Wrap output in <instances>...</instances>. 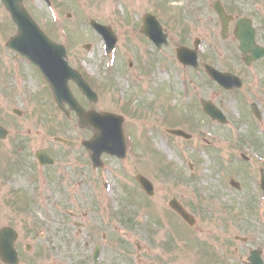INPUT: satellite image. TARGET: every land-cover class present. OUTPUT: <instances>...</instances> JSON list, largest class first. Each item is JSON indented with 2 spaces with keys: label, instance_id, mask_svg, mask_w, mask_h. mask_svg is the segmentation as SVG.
I'll use <instances>...</instances> for the list:
<instances>
[{
  "label": "rangeland",
  "instance_id": "1",
  "mask_svg": "<svg viewBox=\"0 0 264 264\" xmlns=\"http://www.w3.org/2000/svg\"><path fill=\"white\" fill-rule=\"evenodd\" d=\"M51 1V8L43 0L26 5L42 28L66 45L70 63L100 94L92 103L72 83L81 103L125 116L128 154L123 161L104 155L103 169L93 168L82 141L94 130L81 128L73 111L67 117L41 77L29 72L25 83L18 77L2 81L0 120L10 133L0 140V225L2 199L12 193L21 202L23 232L49 248L24 252L21 264H93L97 242L99 264H249L250 250L258 247L264 258V59L250 67L244 63L234 25L222 38L215 0ZM222 1L236 17L264 15V0ZM149 12L168 28L169 44L159 50L141 32ZM92 19L117 33L114 52L106 53ZM9 20L0 4L1 59L14 54L3 47L16 32ZM255 25L264 45V26ZM196 38L202 41L201 63L242 77V89L226 91L203 66L195 70L178 61L176 48L193 46ZM202 99L220 106L228 123L204 114ZM253 102L262 109L261 121L250 110ZM168 128L183 129L193 138L176 137ZM39 149H46L55 165L40 166ZM138 173L154 183V197L143 191ZM174 198L200 220L203 233L171 209Z\"/></svg>",
  "mask_w": 264,
  "mask_h": 264
},
{
  "label": "water",
  "instance_id": "2",
  "mask_svg": "<svg viewBox=\"0 0 264 264\" xmlns=\"http://www.w3.org/2000/svg\"><path fill=\"white\" fill-rule=\"evenodd\" d=\"M6 8L13 16L15 23L18 26V33L11 38L8 45L18 50L20 53L26 55L31 61L36 63L44 77L47 79L53 90L54 96L58 104L64 109V103L67 102L72 109L76 110L81 118L82 125H91L96 131L97 135L85 145L93 152L92 158L96 166L101 165L100 156L103 152H108L112 155L124 157L126 153V146L124 141V133L120 116L112 114H99L95 111L86 112L79 104L77 99L72 94L69 81L75 80L81 90L91 99H96V94L91 89L90 85L84 80L82 75L72 69L66 60V49L63 45L57 44L50 40V38L41 30L38 24L32 19L29 13L22 5L23 0H2ZM216 10L220 14L224 27L227 29L228 20L224 10L216 4ZM96 29L105 36L108 50H111L116 43V36L108 27L101 26L93 22ZM143 33L152 38L158 47H161L163 42H166L165 35L162 34V27L152 15H146L144 18ZM237 36L241 40V49L244 53L251 51L255 59L264 57V49L260 48L254 38V30L251 27L238 25L236 31ZM197 50H191L186 47L178 48V57L186 64L197 65ZM247 63L251 62V58L245 57ZM209 74L220 82L226 88L241 87L242 81L240 78L229 74L220 73L214 67L207 65ZM205 110L215 119L226 122L223 113L211 102L203 100ZM254 110L257 116L259 115L256 106ZM175 134L186 135L181 130H172ZM7 131L0 125V137H5ZM189 137V136H188ZM45 154L43 153L42 156ZM138 181L147 190L153 194V184L143 175L137 176ZM261 186L264 189V176L262 178ZM171 206L190 224H194V219L176 200L171 202ZM6 244L7 250L2 253L4 260L10 262H17L16 254L12 251L13 236L8 231H2L0 234V244ZM5 248V249H6ZM259 252H252L253 264H262Z\"/></svg>",
  "mask_w": 264,
  "mask_h": 264
},
{
  "label": "flooded vegetation",
  "instance_id": "3",
  "mask_svg": "<svg viewBox=\"0 0 264 264\" xmlns=\"http://www.w3.org/2000/svg\"><path fill=\"white\" fill-rule=\"evenodd\" d=\"M28 1L29 0H24L25 3H27ZM0 2H1V0H0ZM27 6L29 7V5H27ZM28 9L30 10L31 8H28ZM253 13H254V15H252L250 17V19L253 20V23L259 22L262 26H264V15H261L260 12H253ZM262 13L264 14V11ZM9 18H10V16H9ZM240 18L241 17L233 16L232 23L235 24L236 21ZM256 31H257V41L262 43L263 35L261 33V30L257 28ZM2 56H4V55H2ZM0 57H1V55H0ZM5 57H9V59L8 58L7 59H1L2 57L0 58V62H1L0 63V93L5 90L4 88H6L5 83L2 82L5 79H12V78L18 77L21 79L22 83H25L26 76L32 75L29 72L37 74L38 76L41 75L38 68L35 65L31 64L25 57H23L19 54H16V53L11 54L9 56H5ZM22 62H24V64L20 65ZM1 106H2V103L0 102V108H1ZM14 146H16V144ZM10 149H11L10 152H12L13 146H11ZM50 156L54 159V157L52 155H50ZM35 157H36L37 162L40 165L39 159L37 158V156H35ZM55 163H56V159H54L53 164H45L42 166L44 168H46L48 165L49 166L55 165ZM3 166H5V164L2 163V167ZM39 179H41V178H39ZM4 180L7 181L8 179L4 178ZM2 200H3L4 206H5V213H4L3 224L0 225V229L5 228V227H9V226L14 227L16 229L17 235L15 237L14 247L20 256V259L22 260V258L24 257V255H22L24 252H32L33 251L32 249H34L35 247H36L35 252H38L39 250L47 251L49 249V248H47V245H40L37 242L34 243L33 241H31L32 239H29L26 236L25 231L23 232V230L21 228V214L20 215L18 214L21 211V209H20L21 202L18 201L17 199H15V195L10 193V195L5 196L4 199H2ZM197 225L199 226V228L201 230L200 233H203L204 230H203V227H202L200 220H198ZM30 228H32V227L27 225L26 229H30ZM48 232L51 233L50 230H48ZM42 234H46V233L42 232ZM30 235H33L32 231H30ZM166 245L167 244L164 241L163 247H166ZM0 264H6V263H4L0 258Z\"/></svg>",
  "mask_w": 264,
  "mask_h": 264
}]
</instances>
